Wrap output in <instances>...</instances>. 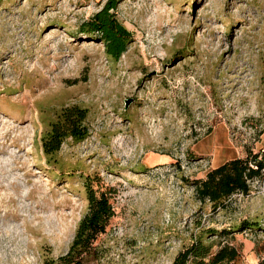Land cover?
<instances>
[{
    "label": "rangeland",
    "instance_id": "1",
    "mask_svg": "<svg viewBox=\"0 0 264 264\" xmlns=\"http://www.w3.org/2000/svg\"><path fill=\"white\" fill-rule=\"evenodd\" d=\"M109 1L0 0V264L64 254L91 174L116 192L102 264H171L201 228L244 221L258 227L212 240L259 264L264 170L216 211L190 182L264 155V0H116L131 35L118 60L79 32ZM71 105L89 136L48 166L41 120Z\"/></svg>",
    "mask_w": 264,
    "mask_h": 264
},
{
    "label": "trees",
    "instance_id": "2",
    "mask_svg": "<svg viewBox=\"0 0 264 264\" xmlns=\"http://www.w3.org/2000/svg\"><path fill=\"white\" fill-rule=\"evenodd\" d=\"M115 8L116 0H110L80 26L79 32L89 38L98 37L106 56L118 60L131 43V35L112 14ZM87 120L88 111L76 105L61 106L50 118H42L45 128L40 136V147L48 166H58L61 147L67 140L80 143L89 136ZM263 170L264 155L259 159V155L249 152L245 158L228 160L209 170L203 179L193 180L190 184L199 202L208 203L211 210L216 211L224 208L231 196L248 195L249 182L261 177ZM82 185L86 212L76 226L67 251L57 258L46 256L40 264H102L103 254L96 242L106 233L114 217L112 201L116 192L104 185L97 174L83 177ZM257 227V223L244 221L236 229L201 228L171 264H238V250L228 243H215L212 238L228 237L231 233ZM215 246H218L216 250Z\"/></svg>",
    "mask_w": 264,
    "mask_h": 264
}]
</instances>
